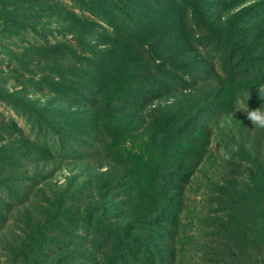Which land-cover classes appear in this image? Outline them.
I'll use <instances>...</instances> for the list:
<instances>
[{
    "label": "rangeland",
    "instance_id": "1",
    "mask_svg": "<svg viewBox=\"0 0 264 264\" xmlns=\"http://www.w3.org/2000/svg\"><path fill=\"white\" fill-rule=\"evenodd\" d=\"M216 1L0 0V264H143L139 224L149 264L235 250L223 178L248 179L249 163L226 144L253 127L247 106L264 107V5L233 21L234 3ZM170 45L187 50L178 71ZM134 69L145 79L131 96ZM165 77L209 109L155 113ZM72 172L95 185L73 187Z\"/></svg>",
    "mask_w": 264,
    "mask_h": 264
},
{
    "label": "trees",
    "instance_id": "2",
    "mask_svg": "<svg viewBox=\"0 0 264 264\" xmlns=\"http://www.w3.org/2000/svg\"><path fill=\"white\" fill-rule=\"evenodd\" d=\"M234 3L233 7L229 10L231 13L233 10H238V13H233V17L230 18L233 21L236 19L242 18L243 14L252 8L264 5V0H219L217 3H221L224 6L230 5V3ZM224 19L225 16H222ZM223 20V19H222ZM212 24V22L209 20ZM210 25V26H211ZM214 26V25H213ZM211 26V29L218 30V27ZM171 50V60H169V64L174 67L177 71L182 69L186 65L185 60L183 59L184 53L187 51L183 49L181 46L170 45ZM151 67H144L145 71L150 72ZM134 72H130L128 74V85L130 87L128 93L131 96H134L135 91L134 88H137L140 79H145L140 74H138L137 70L134 69ZM190 73V72H188ZM190 75L192 78L191 74ZM168 77H173L180 80L178 74H174V72H169ZM169 79L165 77L164 79L156 78L157 81L152 82L153 85L159 89L160 91H164L167 94L158 99V107L155 109V113H158L165 118L171 117L174 119H182L183 117L178 114L179 111H182L183 114L190 113L188 110H184V108L194 109V111H199L201 108L209 109L202 98H198L199 100L197 107L195 105L190 104L187 98H181L179 96V91L177 89L172 88V90H168L167 86L164 84V81ZM193 79V78H192ZM172 80V79H170ZM177 80V82H178ZM197 83L198 81L195 80ZM186 82V80H183ZM219 86L227 88V83L218 82ZM230 92V96L237 98V94L241 93L239 88L233 86ZM147 93L150 95L152 92L147 90ZM222 93H217L215 95V100L212 102L220 103ZM153 95V94H151ZM171 95H176V99H172ZM179 97V98H178ZM163 99L165 102H163ZM229 101V97H226ZM232 99V100H233ZM172 100V101H171ZM147 105V101L145 99V104ZM220 117L228 116L227 110L219 111ZM185 118V117H184ZM183 118V119H184ZM229 148L228 151L235 154H242L243 158L249 163L248 165V179H239L236 176L230 177L226 174L224 175L225 180H223L234 195L233 199L237 200V203L231 204V210L233 212L234 223H236V228H232V230L236 231V241L237 246L235 250H228L227 252H222V261L223 264H264V142L259 136V133L249 126H238L237 132L230 137L226 144ZM234 146H238V150H233ZM228 162L236 164L235 160H229ZM226 169H230L226 167ZM90 172H88L89 174ZM74 175V172H72ZM91 182H87L83 179L81 175H74L73 178L69 179V183L73 187H77L79 189H85L88 187H92L95 185V178L93 174H89ZM219 176V175H218ZM104 178H107L106 175H103ZM75 184V185H74ZM225 185V184H224ZM226 186V187H227ZM152 189V190H151ZM151 192H146L145 197L153 199V197L159 192V189L156 185H152L150 188ZM235 200V201H236ZM147 210L153 209L151 204L146 203ZM133 225V224H131ZM138 231L135 233L129 234L136 236L142 242L141 249L144 252V263L149 264L147 257H149V253L146 249L147 244L149 243L148 239L150 237L149 231L150 228L145 226V224H139ZM230 226V225H229ZM131 233V232H130ZM137 239L132 240L135 244Z\"/></svg>",
    "mask_w": 264,
    "mask_h": 264
},
{
    "label": "clouds",
    "instance_id": "3",
    "mask_svg": "<svg viewBox=\"0 0 264 264\" xmlns=\"http://www.w3.org/2000/svg\"><path fill=\"white\" fill-rule=\"evenodd\" d=\"M261 91H264V89H260ZM244 111L246 112V118L253 126L251 129L264 130V107L249 110L247 106ZM233 150H238V146H234Z\"/></svg>",
    "mask_w": 264,
    "mask_h": 264
}]
</instances>
